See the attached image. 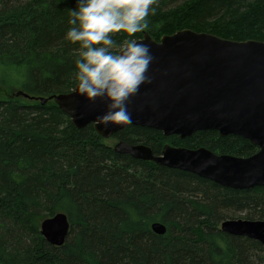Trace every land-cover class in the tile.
<instances>
[{"label": "trees", "instance_id": "obj_1", "mask_svg": "<svg viewBox=\"0 0 264 264\" xmlns=\"http://www.w3.org/2000/svg\"><path fill=\"white\" fill-rule=\"evenodd\" d=\"M153 5L156 42L189 29L232 41L264 42V0H184ZM180 1V0H178ZM77 0H0V264H264V246L220 230L230 219L264 221V187L231 190L183 171L117 154L112 140L248 158L257 149L235 136L192 137L127 126L103 140L75 129L50 98L78 83L79 46L65 40ZM117 34L118 43L139 40ZM70 224L65 242L44 241L40 224ZM165 226L154 234L153 223Z\"/></svg>", "mask_w": 264, "mask_h": 264}, {"label": "water", "instance_id": "obj_2", "mask_svg": "<svg viewBox=\"0 0 264 264\" xmlns=\"http://www.w3.org/2000/svg\"><path fill=\"white\" fill-rule=\"evenodd\" d=\"M138 43L148 44L154 57L148 75L151 83L141 86L128 101L132 124L105 126L98 117L106 103H89L75 87L67 94L25 99L45 106L53 102L69 117L75 129L92 125L95 133L109 140L127 126L150 128L165 137H192L200 131H215L220 137L235 136L257 151L248 158L216 155L200 148L188 150L166 144L159 155L150 147L117 142L113 151L136 160L151 162L193 174L231 190L264 187V42L232 41L189 29L164 35L156 42L143 32ZM164 235L160 223L150 227ZM70 224L64 214L45 219L40 234L54 247L64 244ZM220 230L245 237L264 246V221L230 219Z\"/></svg>", "mask_w": 264, "mask_h": 264}, {"label": "clouds", "instance_id": "obj_3", "mask_svg": "<svg viewBox=\"0 0 264 264\" xmlns=\"http://www.w3.org/2000/svg\"><path fill=\"white\" fill-rule=\"evenodd\" d=\"M157 0H77L70 10L71 27L65 40L79 46L75 60L77 89L87 102L99 100L106 110L97 119L105 126L130 125L128 101L141 86L151 83L148 75L153 55L148 44L127 39L149 27Z\"/></svg>", "mask_w": 264, "mask_h": 264}, {"label": "rangeland", "instance_id": "obj_4", "mask_svg": "<svg viewBox=\"0 0 264 264\" xmlns=\"http://www.w3.org/2000/svg\"><path fill=\"white\" fill-rule=\"evenodd\" d=\"M157 1H159V0H157ZM181 1H184V0H180V1L176 0V1H170V2L168 1L167 6H166V10L179 5L181 3ZM156 4H157V2H156ZM115 143H116V140H112L108 144L114 145Z\"/></svg>", "mask_w": 264, "mask_h": 264}, {"label": "flooded vegetation", "instance_id": "obj_5", "mask_svg": "<svg viewBox=\"0 0 264 264\" xmlns=\"http://www.w3.org/2000/svg\"><path fill=\"white\" fill-rule=\"evenodd\" d=\"M117 142H119V141H116V143H117ZM114 145H115V144H114ZM114 145H113V146H114Z\"/></svg>", "mask_w": 264, "mask_h": 264}]
</instances>
